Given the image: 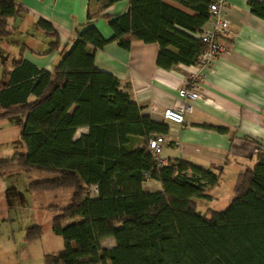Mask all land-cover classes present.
Wrapping results in <instances>:
<instances>
[{"label":"trees","instance_id":"trees-1","mask_svg":"<svg viewBox=\"0 0 264 264\" xmlns=\"http://www.w3.org/2000/svg\"><path fill=\"white\" fill-rule=\"evenodd\" d=\"M171 1L192 14L166 0H129L128 13L108 18L110 40L88 23L77 30L52 73L24 59L23 52L6 71L0 120L24 119L21 140L27 152L1 160L0 170L47 175L29 183L31 193L72 191L68 206L49 208L64 249L45 256V264H264V151L238 176L226 209L199 212L194 200H212L222 173L183 160L159 166L147 142L167 135L169 127L144 115L119 80L95 65V50L111 42L129 49L135 40L158 44V65L165 70L198 65L208 46L183 30L201 35L211 0ZM249 6L264 20V3ZM24 15L16 0H0V39L12 34L10 20ZM38 27L54 39L44 55L58 50L53 26L40 20ZM81 127L89 134L74 140ZM148 180L161 189L146 191ZM41 236L42 228L35 226L26 240ZM110 238L115 247L104 248Z\"/></svg>","mask_w":264,"mask_h":264},{"label":"crops","instance_id":"crops-1","mask_svg":"<svg viewBox=\"0 0 264 264\" xmlns=\"http://www.w3.org/2000/svg\"><path fill=\"white\" fill-rule=\"evenodd\" d=\"M250 1L264 3V0H227L225 16L230 22V32L222 40L228 50L203 71L198 65L180 64L171 70L159 67L160 46L155 43L135 40L129 49H124L117 42H111L94 51L97 69L116 77L131 101L143 108L144 115L169 127L162 154L166 163L183 160L222 173L219 186L210 193L213 199L202 200L211 204L208 210L222 211L214 208L221 202H225L224 207L229 205L238 176L247 168H253L257 152L264 151V20L252 14ZM16 2L25 15L21 19L10 20L12 34L5 41L0 39L1 57L8 63L5 68L8 72L13 70L14 61L23 52L24 59L38 69L52 73L61 60V53L72 46L78 29L90 23L99 29L105 39L110 40L114 32L108 18L130 11L129 0L112 5L107 0ZM166 2L192 14L176 2ZM40 20L53 26L60 41L59 49L46 56L44 54L54 39L38 27ZM183 31L199 39L200 35ZM170 49L178 52L175 48ZM186 82L195 84L200 99L193 104L194 110L186 116L183 125L166 122L164 111L179 103V90ZM34 99L32 96L29 101ZM0 123L3 124L1 127H11L9 119ZM19 127L22 135V125ZM88 134L89 128L81 127L76 131L74 140ZM4 148L7 152L5 159L20 153L13 145ZM26 152L27 149L22 153ZM159 185L148 180L143 186L146 191L152 192L159 191ZM199 200H194L197 206ZM102 245L111 249L116 243L110 238Z\"/></svg>","mask_w":264,"mask_h":264},{"label":"rangeland","instance_id":"rangeland-1","mask_svg":"<svg viewBox=\"0 0 264 264\" xmlns=\"http://www.w3.org/2000/svg\"><path fill=\"white\" fill-rule=\"evenodd\" d=\"M1 50L2 47H0V85L5 83V68L8 64L1 57L3 55ZM23 121L22 117L16 116L9 119L11 127L6 125L1 127L3 124L0 123V161L7 158L4 148L6 146L13 145L17 152H25L26 148L20 135L21 127H19ZM46 177L36 172L28 175L18 168L6 172L0 170V264H45V256L63 251L64 241L52 230L55 215L49 208L68 206L72 191L42 193L29 191L31 181L43 180ZM199 202V212L204 214L211 204L202 200ZM224 205L225 202H221L211 207L223 210L227 207ZM35 226L42 228V236L29 243L26 240L27 232Z\"/></svg>","mask_w":264,"mask_h":264},{"label":"built area","instance_id":"built-area-1","mask_svg":"<svg viewBox=\"0 0 264 264\" xmlns=\"http://www.w3.org/2000/svg\"><path fill=\"white\" fill-rule=\"evenodd\" d=\"M227 0H211L209 4L210 20L199 36L204 44L208 46L207 51L201 57L198 66L201 71L209 68L215 59L228 50L227 44L222 40L230 32V22L225 16ZM179 103L173 108L164 111V119L177 125L185 123L186 116L194 110L193 104L200 99V94L195 84L186 82L179 90ZM166 143V136H153L148 139L147 146L159 166H163L162 154ZM96 194V189L92 190Z\"/></svg>","mask_w":264,"mask_h":264}]
</instances>
